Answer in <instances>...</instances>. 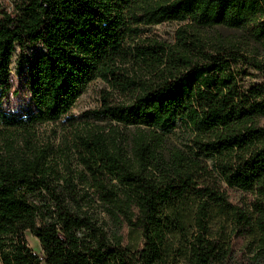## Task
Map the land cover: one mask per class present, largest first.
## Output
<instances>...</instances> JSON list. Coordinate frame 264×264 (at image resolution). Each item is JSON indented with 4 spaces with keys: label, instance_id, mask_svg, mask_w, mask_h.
<instances>
[{
    "label": "trees",
    "instance_id": "1",
    "mask_svg": "<svg viewBox=\"0 0 264 264\" xmlns=\"http://www.w3.org/2000/svg\"><path fill=\"white\" fill-rule=\"evenodd\" d=\"M168 22L187 23L173 43L145 37ZM217 27L264 51V0H22L0 19V93L10 90L18 51L36 108L20 119L0 112V264H165L190 212L200 226L211 203L227 207L217 179L258 197L264 231V61L244 55L240 41L202 35ZM34 44L43 51L29 58ZM236 65L262 81L240 87ZM97 80L114 94L103 92L92 112L107 128H84L74 146L97 200L140 235L136 250L82 216L71 180L62 193L46 149L35 145L38 128L65 117ZM178 131L186 152L166 147ZM189 244L192 264L229 261L218 241L196 234ZM263 250L252 264L264 261Z\"/></svg>",
    "mask_w": 264,
    "mask_h": 264
},
{
    "label": "rangeland",
    "instance_id": "2",
    "mask_svg": "<svg viewBox=\"0 0 264 264\" xmlns=\"http://www.w3.org/2000/svg\"><path fill=\"white\" fill-rule=\"evenodd\" d=\"M21 2L22 0H0V19L4 15L15 16ZM186 24V22H168L150 27L146 29L145 37L159 42L173 43L175 32ZM202 35L210 42L240 41L244 44L242 46L244 55L264 61V51L252 43L245 42L238 31L217 27L203 31ZM42 51L41 45L34 44L27 48L26 56L31 58ZM26 64V60L19 57L17 51L11 61L10 90L7 93H0V112L15 119L25 118L36 111L29 91ZM234 70L240 87H248L263 79L261 74L252 68L236 65ZM103 92L113 94L99 80L92 82L65 117L57 123L45 124L38 128L35 145L39 149H46L47 162L58 177L57 183L61 187L62 193H66L63 191V187L66 185L65 179L71 180L73 191L79 200L78 205L84 213L82 216L88 217L95 227L106 233L109 239L119 237L123 240V247L136 250L141 247L140 235L133 230L130 223L116 222L107 212L105 206L97 200L92 188L84 180L86 179L85 172L79 163L78 153L74 146L75 136L83 133L84 128L92 125L107 128L106 121H98L92 115V112L98 110L101 105L100 96L103 95ZM257 121L264 126V118ZM186 144L191 145L187 135L181 131L170 136L166 141L167 149L182 152L187 151L184 147ZM215 181L219 191L226 196L227 207L211 203L206 209V216L202 218L200 226L194 219L196 214L190 212V220L185 224V237H176L172 240L171 246L166 252L165 264H192L189 256V243L196 234L229 247V261L225 264H252V260L259 250L264 249V246L261 245L264 231H260L262 225L257 223V213L253 208L258 197L231 189L218 179ZM72 205L76 206L74 203ZM233 211L246 214L247 219L236 218ZM25 236L32 252L42 255L37 239L29 233ZM212 264L219 263L213 260ZM257 264H264V261H258Z\"/></svg>",
    "mask_w": 264,
    "mask_h": 264
}]
</instances>
